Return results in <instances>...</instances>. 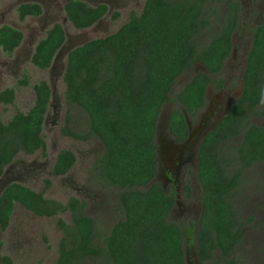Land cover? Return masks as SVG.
Returning a JSON list of instances; mask_svg holds the SVG:
<instances>
[{
	"label": "trees",
	"instance_id": "trees-1",
	"mask_svg": "<svg viewBox=\"0 0 264 264\" xmlns=\"http://www.w3.org/2000/svg\"><path fill=\"white\" fill-rule=\"evenodd\" d=\"M218 1L145 0L141 11L132 12L117 30L67 53L61 132L103 144L90 165L88 181L103 188H119L115 208L120 217L109 229L104 232L96 219L85 213L83 199L70 196L60 202L14 181L0 193L1 230H6L15 203H20L38 216L56 217L62 235L55 264H185V239L195 244L200 264H212L216 251L220 264H243L235 251L244 235L243 225L252 216H241L235 199L245 173L264 160V126L250 121V116L264 115V13L253 30L242 94L205 135L198 150L201 208L196 225L171 220L173 192H164L160 183L152 182L156 171L154 134L163 104H181L192 113L201 108L208 74L220 70L228 55L236 2L227 7L219 30L202 38L220 18ZM16 9L20 20L42 12L37 2H23ZM107 10L104 3L91 5L84 0L64 4L65 15L76 29L92 26ZM117 16V12L112 15ZM65 36L60 23L52 24L34 46L33 66L47 69ZM21 40L19 29L0 26V48L5 53L11 54ZM196 61L208 74H195L173 92L176 78ZM21 85H28L26 74L16 86L0 90V105L12 104ZM32 88V106L15 112L6 122L0 120V176L18 153L30 155L45 149L42 127L51 89L44 79ZM168 126L179 140L185 137L184 118L176 105ZM75 159L70 149L59 150L52 175L66 174ZM45 183L49 186V179ZM65 212L69 222L59 216ZM1 264H13L11 257L3 255Z\"/></svg>",
	"mask_w": 264,
	"mask_h": 264
},
{
	"label": "rangeland",
	"instance_id": "rangeland-1",
	"mask_svg": "<svg viewBox=\"0 0 264 264\" xmlns=\"http://www.w3.org/2000/svg\"><path fill=\"white\" fill-rule=\"evenodd\" d=\"M91 5L106 3L107 13L92 26L76 29L67 19L64 12L66 0H0V26L9 24L22 33V40L11 54L5 53L0 48V90L5 87H14L23 74L27 75L28 85L16 88L12 104L0 105V120L6 122L17 111L28 110L34 101L32 84L40 79L49 83L51 98L42 134L45 140V149L37 150L27 155L18 153L4 168L0 177V192L10 182H20L35 191H42L47 198L66 202L70 196H75L85 201V213L94 217L98 227L104 232L114 223L119 213L115 208L119 188H103L96 183L88 181V170L103 144L97 139L87 141L78 140L63 135L61 128L64 125V82L62 79L66 56L68 51L87 40L102 37L117 30L132 12L138 13L143 8L145 0H84ZM227 0H220L226 3ZM23 2H37L41 5L42 12L38 16L18 18L17 6ZM258 5L243 7L240 24L248 26V21L257 18L254 10ZM117 12V17H112ZM60 23L65 31L66 38L62 47L57 52L47 69H39L30 61L34 46L44 36L46 30L54 23ZM245 22V24H243ZM250 27V26H249ZM234 39V56L236 62L233 69L227 71L228 87L240 91L241 68L243 66L244 39L248 36V29H243ZM210 33V32H208ZM203 39L208 38L204 34ZM242 55V58L239 55ZM243 61V62H242ZM191 70L178 76L173 85V92L184 85V75H189ZM170 107H166L163 116L165 122ZM80 120V119H78ZM253 122L264 125V115L257 117ZM77 125V124H76ZM78 126V125H77ZM163 142H169L166 135L160 134ZM188 148V146L186 145ZM70 149L75 154V162L68 172L61 176L52 175V166L56 153L61 149ZM188 174L187 176H189ZM190 177V176H189ZM50 184L46 186L45 180ZM180 180V179H179ZM192 195L186 197L181 194L178 205L174 207L170 219L178 223L196 225L198 210L189 207L193 203L199 204L198 193L200 185L196 179L189 182ZM196 199L198 201H196ZM236 208L241 216H252V220L243 225V238L236 248V255L243 264H264V162L256 164L247 171L236 191ZM65 221H70L68 212L59 214ZM62 235L56 217L38 216L24 208L20 203H15L10 222L6 230L0 229V264L3 255H9L13 264H55L58 254V240ZM185 264H198L195 244L185 239L184 245ZM219 252H215L212 264H220Z\"/></svg>",
	"mask_w": 264,
	"mask_h": 264
},
{
	"label": "flooded vegetation",
	"instance_id": "flooded-vegetation-1",
	"mask_svg": "<svg viewBox=\"0 0 264 264\" xmlns=\"http://www.w3.org/2000/svg\"><path fill=\"white\" fill-rule=\"evenodd\" d=\"M40 1L42 2V0ZM231 2L237 3L236 25L230 33V49L228 55L223 61L220 70L212 74H208L206 68L202 65V63L196 61L190 67L191 73L189 75H184L183 77V80H185V85L195 74L204 72L210 76V80L205 86L203 92L204 105L201 108L196 109L192 113L187 111L181 104H176L171 101L168 103H164L156 122L154 134L156 149V171L152 182L160 183L164 192H167L168 190L173 192L174 206L170 211V215L173 213L174 207L178 205V200H180V196L182 193L185 194L186 197H190L193 194L189 182H193V179L195 178L197 184L200 185V182L197 177L198 150L200 144L205 135L209 131L213 130L217 126L220 119L225 116L227 111L232 106L233 102L240 98L243 91L244 74L247 66L250 45L252 42L253 30L262 21L264 13V0H227L226 3L219 2L220 18L217 24L214 25V28L211 31H207L206 34H211L219 30V24H221L222 22L221 17H223L227 7ZM216 3L217 0L215 4ZM251 4H259V6L254 9L256 11L257 18H255L256 20L254 21L249 20L248 26L241 25L240 17L243 7H247ZM243 24H245V22H243ZM240 26H242L243 29H248V31L246 32L248 36L244 39L243 45L240 46L241 50H244V59L242 58L241 54L239 56L242 58V60H244V62L242 61L243 66L240 72L241 88L240 91H238L234 87H228L229 81L226 75L228 69L230 68V70H232L234 63L236 62V57L233 54L235 49L234 39L237 34L242 32L241 30H239ZM184 85H182V87ZM171 96H173V94H171ZM174 105H176L180 109L186 127V135L180 140L169 130L168 118H166L165 122H163V116L166 114V107H170L169 114L167 116L169 117L170 111ZM262 108H264V104L262 105ZM257 117L259 116H250L251 123H254L253 120L257 119ZM160 134L166 135L169 139V142H163L162 136ZM186 145L188 146V148L186 147ZM262 162H264V160ZM188 174H190V177L187 176ZM200 193L201 187L200 192L197 195V199H199V204L197 205L193 203L189 206H196V209L198 210L197 220L200 215L201 208ZM197 199L196 201H198ZM197 263L200 264L198 260Z\"/></svg>",
	"mask_w": 264,
	"mask_h": 264
},
{
	"label": "water",
	"instance_id": "water-1",
	"mask_svg": "<svg viewBox=\"0 0 264 264\" xmlns=\"http://www.w3.org/2000/svg\"><path fill=\"white\" fill-rule=\"evenodd\" d=\"M65 35H66V34H65ZM62 45H63V44H62ZM62 45H61V47H62ZM77 46H78V45H77ZM61 47H60V48H61ZM60 48H59V49H60ZM73 48H74V47H73ZM59 49H58V51H59ZM71 49H72V48H71ZM71 49H70V50H71ZM70 50H69V51H70ZM58 51H57V52H58ZM69 51H68V52H69ZM57 52H56V54H57ZM56 54H55V56H56ZM55 56H54V57H55ZM53 59H54V58H53ZM167 118H168V117H167ZM0 177H1V176H0ZM8 184H9V183H8ZM8 184H7V185H8ZM7 185H6V186H7ZM6 186H4L3 189H4ZM3 189H2V190H3ZM0 193H1V192H0Z\"/></svg>",
	"mask_w": 264,
	"mask_h": 264
}]
</instances>
